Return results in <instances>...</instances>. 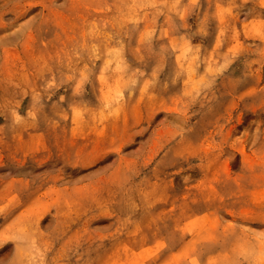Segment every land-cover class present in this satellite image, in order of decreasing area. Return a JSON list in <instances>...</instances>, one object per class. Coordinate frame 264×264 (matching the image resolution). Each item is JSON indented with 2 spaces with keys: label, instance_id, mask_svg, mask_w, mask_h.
<instances>
[{
  "label": "rangeland",
  "instance_id": "374dc122",
  "mask_svg": "<svg viewBox=\"0 0 264 264\" xmlns=\"http://www.w3.org/2000/svg\"><path fill=\"white\" fill-rule=\"evenodd\" d=\"M0 264H264V0H0Z\"/></svg>",
  "mask_w": 264,
  "mask_h": 264
}]
</instances>
